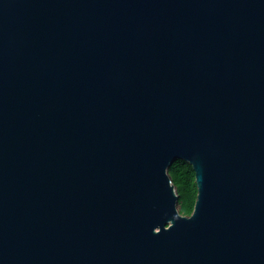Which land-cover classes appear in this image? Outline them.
Masks as SVG:
<instances>
[{
    "label": "water",
    "instance_id": "1",
    "mask_svg": "<svg viewBox=\"0 0 264 264\" xmlns=\"http://www.w3.org/2000/svg\"><path fill=\"white\" fill-rule=\"evenodd\" d=\"M0 264H264V0H0Z\"/></svg>",
    "mask_w": 264,
    "mask_h": 264
},
{
    "label": "trees",
    "instance_id": "2",
    "mask_svg": "<svg viewBox=\"0 0 264 264\" xmlns=\"http://www.w3.org/2000/svg\"><path fill=\"white\" fill-rule=\"evenodd\" d=\"M168 174L178 195L179 212L189 215L193 210L197 193L191 165L182 159H176L168 167Z\"/></svg>",
    "mask_w": 264,
    "mask_h": 264
},
{
    "label": "rangeland",
    "instance_id": "3",
    "mask_svg": "<svg viewBox=\"0 0 264 264\" xmlns=\"http://www.w3.org/2000/svg\"><path fill=\"white\" fill-rule=\"evenodd\" d=\"M177 208H178V204H177Z\"/></svg>",
    "mask_w": 264,
    "mask_h": 264
}]
</instances>
